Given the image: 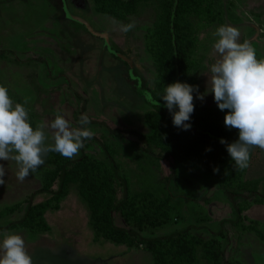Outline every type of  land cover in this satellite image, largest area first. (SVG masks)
Listing matches in <instances>:
<instances>
[{
  "label": "rangeland",
  "instance_id": "rangeland-1",
  "mask_svg": "<svg viewBox=\"0 0 264 264\" xmlns=\"http://www.w3.org/2000/svg\"><path fill=\"white\" fill-rule=\"evenodd\" d=\"M178 2L188 50L181 83L198 85L193 102L225 117L228 110L218 108L208 85L219 59L214 33L222 25L237 28L240 42L249 41L257 59H264V0ZM166 3L0 0V86L25 106L34 130L45 125L47 144L54 143L48 126L57 115L81 127L87 114L85 127L94 134L70 159L64 182L55 164L45 162L19 182L17 163L0 161L6 169L0 227L22 219L30 204L49 226L36 238L27 229L0 230V245L5 233L20 235L33 264H169L154 239L172 235L177 264H264V200L253 196L264 192V150L252 148L249 166L238 170L226 145L173 125L161 99L171 53ZM81 20L105 36L92 34ZM128 24L134 27L124 33L121 25ZM230 131L238 137V130ZM83 153L94 156L102 171L115 161L122 179L112 200L78 162ZM125 199L156 209L165 223L129 232L113 208Z\"/></svg>",
  "mask_w": 264,
  "mask_h": 264
},
{
  "label": "clouds",
  "instance_id": "clouds-1",
  "mask_svg": "<svg viewBox=\"0 0 264 264\" xmlns=\"http://www.w3.org/2000/svg\"><path fill=\"white\" fill-rule=\"evenodd\" d=\"M133 27L134 24L121 25V30L127 33ZM214 35L218 37L214 49L219 59L210 67V93L221 111L228 110L225 126L239 133L238 140L231 144L224 139L220 143L226 145L236 169L244 170L249 166L252 148L264 150V59H257L256 50L249 41L240 42L241 33L235 27L222 25ZM194 92H199L198 85L175 82L166 87V94L161 98L173 117V125L185 131L191 128L186 122L194 113ZM197 98L203 101L205 97L199 94ZM146 99L158 103L151 95ZM28 102L25 98L24 104ZM90 123L87 114H83L79 120L81 127H72L67 119L57 115L48 126L54 143L47 144L45 125H37L34 130L25 106L14 103L8 89L0 86V161L14 160L19 167L16 178L24 182L45 163L44 158L50 152L69 159L77 156L85 140L94 135L85 127ZM213 171L218 173L219 168ZM5 175V166L0 164V185L5 184ZM0 264H33L20 235L5 233L0 245Z\"/></svg>",
  "mask_w": 264,
  "mask_h": 264
},
{
  "label": "trees",
  "instance_id": "trees-1",
  "mask_svg": "<svg viewBox=\"0 0 264 264\" xmlns=\"http://www.w3.org/2000/svg\"><path fill=\"white\" fill-rule=\"evenodd\" d=\"M122 1V0H118ZM166 19L170 24V45L171 53L170 60L164 64L165 82L168 85L181 82V66L184 59L188 56L187 45L180 37L179 22V2L178 0H167L164 6ZM187 26V23L185 24ZM140 94L146 95L147 91H139ZM194 113L190 117V121L186 123L191 124L189 130L200 134L201 136L210 140L220 143L221 139L226 140L229 144L238 140V137L231 135V131L226 129L224 124L225 117L217 110L211 107H205L201 104L194 102ZM178 111V108H176ZM150 113L146 114L149 118ZM150 121V120H149ZM209 125H213L210 128ZM221 144V143H220ZM186 158V157H182ZM46 163L55 164L60 169L61 179L64 182L69 171V168L74 164L70 159H64L59 153H48L44 158ZM81 165L88 166L94 175L96 188H101L107 193L108 200H112L115 195V184L121 180L117 166L114 160L110 161L109 167L106 171L99 170L98 160L91 154L83 153L79 161ZM99 190H94L93 197L98 195ZM254 198L257 200H264V192L262 194L253 193ZM116 211H120L129 225V232L134 233L135 230L144 231L146 228H155L163 225L165 220L156 209L155 212L148 210V208L137 206L132 200L125 199L113 207ZM25 216L18 220L9 223L5 227H0V230H14V229H27L33 234L46 232L49 230L48 224L45 222L42 211L37 206L30 204L27 208ZM102 217V216H101ZM157 246L166 253L169 264H177L174 247L176 239L174 236L169 235L166 237H157L154 239ZM182 264V263H181Z\"/></svg>",
  "mask_w": 264,
  "mask_h": 264
},
{
  "label": "water",
  "instance_id": "water-1",
  "mask_svg": "<svg viewBox=\"0 0 264 264\" xmlns=\"http://www.w3.org/2000/svg\"><path fill=\"white\" fill-rule=\"evenodd\" d=\"M83 23H85V25H86V27L88 28V30L92 33V34H94V35H96V36H100V37H104L105 35H103V34H99V33H97V32H95L93 29H92V27L89 25V24H87L86 22H84L83 20H81ZM117 56H121L120 54H116Z\"/></svg>",
  "mask_w": 264,
  "mask_h": 264
},
{
  "label": "crops",
  "instance_id": "crops-1",
  "mask_svg": "<svg viewBox=\"0 0 264 264\" xmlns=\"http://www.w3.org/2000/svg\"><path fill=\"white\" fill-rule=\"evenodd\" d=\"M14 230H26V229H14ZM28 231V234H29V236H32V237H38V236H41L43 233H45V232H42V233H38V234H33V233H31L29 230H27Z\"/></svg>",
  "mask_w": 264,
  "mask_h": 264
}]
</instances>
